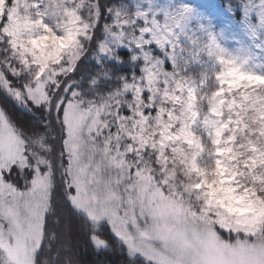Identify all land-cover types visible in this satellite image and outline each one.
Listing matches in <instances>:
<instances>
[{"label": "rangeland", "instance_id": "obj_1", "mask_svg": "<svg viewBox=\"0 0 264 264\" xmlns=\"http://www.w3.org/2000/svg\"><path fill=\"white\" fill-rule=\"evenodd\" d=\"M221 3L241 11L221 16ZM95 6L92 0H0V19L9 21L5 31L19 37L16 49L7 44L22 67L20 75H29V87L37 92L43 86L47 99L42 103L50 99L49 85L59 87L60 75L71 73L83 56L97 21ZM41 37L49 44L55 37L56 54L37 63L29 40L43 43ZM121 49L136 51L141 74L109 96L99 95L100 100L86 104L73 99L66 105L78 106L83 116L80 140L71 142V150L78 149L90 181L95 174L97 183L91 187L99 203L93 200L91 206L100 219L93 223L105 219L100 214L105 183L111 182L126 206L137 172L150 174L153 187L171 193L185 207L201 210L203 192L193 187L201 176L186 163L193 158L209 173L217 161L230 165L223 179L234 191L223 205L213 206V219L220 212L233 222L253 221L264 206L257 203L264 202V0H130L115 10L93 61L100 66L117 60ZM99 80L98 75L94 83ZM209 83L215 90L204 109L197 94ZM205 136L211 152L205 149ZM49 142L47 135L34 143L26 138V151L37 165L44 162L57 170L64 158L52 154ZM225 149L226 157L216 154ZM237 227L239 233L222 231L219 225L217 231L233 243L249 240L245 225Z\"/></svg>", "mask_w": 264, "mask_h": 264}, {"label": "snow or ice", "instance_id": "obj_2", "mask_svg": "<svg viewBox=\"0 0 264 264\" xmlns=\"http://www.w3.org/2000/svg\"><path fill=\"white\" fill-rule=\"evenodd\" d=\"M217 11L221 16H235L241 9L221 3ZM8 23L7 16L0 19V42L11 43L16 49L19 37L5 31ZM65 37L72 39L71 32L67 31ZM41 41L43 43L29 40L35 46L33 56L37 63L56 54L55 37L51 44L46 37H41ZM40 78L38 75L37 79ZM19 79L13 65L0 66V261L2 264H41V257L52 252L50 225L54 226L52 240L59 242L56 251L59 257L61 250L71 247L72 224L70 220L65 221L67 213L57 207L55 170L44 162L41 166L32 160L26 151L24 129L19 127L7 107L11 105L16 112L30 116L29 105L42 107V101L47 99L42 85L37 89L41 93L38 97L27 83L19 84ZM58 103L57 115L63 118L67 128L62 144L70 148V178L63 182L62 198L71 216L82 217L91 227L94 220L100 219L94 215L97 209L91 206L93 200L99 203V197L91 187L97 181L94 173L89 180L88 166L81 164L78 149L71 150V142L80 140L77 134L82 130L83 116L79 115L78 106L68 105L66 109L67 101ZM32 126L45 127L40 122ZM228 151L225 149L216 154L226 157ZM186 163L191 171L201 176V182L193 186L203 192L205 204L201 210L194 212L185 207L183 201L171 193L165 194L162 189L153 187L150 174L137 172L126 206L124 198L111 189V182L105 183L107 198L100 210L101 216L105 217L101 226L135 264H264V219H261L264 206L251 222H233L220 212H215L216 219H213V206L223 205L224 199L231 198L229 194L234 191L225 187L223 179V173L230 171V165L226 160L217 161V166L209 173L199 168L195 158ZM257 203L264 205L262 201ZM240 223L245 225L243 231L249 240L237 239L233 243L223 239L217 231L219 225L222 231L239 233L241 229L237 224ZM94 232L97 230L89 232L93 248L98 252L108 251L107 242L102 238L95 239ZM253 239L255 242H250Z\"/></svg>", "mask_w": 264, "mask_h": 264}, {"label": "trees", "instance_id": "obj_3", "mask_svg": "<svg viewBox=\"0 0 264 264\" xmlns=\"http://www.w3.org/2000/svg\"><path fill=\"white\" fill-rule=\"evenodd\" d=\"M92 1L96 4L94 10L97 14V21L92 37L84 42L83 56L79 59L75 69L69 74L60 75L59 87L49 85V89L47 90L50 99L49 101L43 102L42 107H32L29 105L28 111L31 113L30 116H26L22 111L16 112L11 105L7 106L9 112L13 113V118L16 123L20 128L24 129L23 135L27 139H30L34 143L44 135L50 136L49 144L53 148L52 154L59 153L64 158L62 161L63 166L60 164L59 169L55 170L57 185L56 200L58 210L62 213H67L65 215V221L70 220L72 224L71 247L69 250H61L59 257L56 256L59 242L52 240V228L54 226L50 225L49 243H51L52 252L45 253L41 257V264H135L134 261L128 260L124 249L118 242L111 238L109 231L103 228L101 226L102 224L95 225L92 223L90 227L82 217L71 216L62 198L63 182H66L69 176L67 173L68 153L66 147L62 144V141L66 139L67 128L63 123V118L57 115L60 108L58 101H67L65 104L66 108V105L73 99L83 101L86 104L95 98L100 100L99 95L107 97V95L109 96L114 91L121 89L125 82H130L134 75L138 76L141 74L139 67L141 60L135 61L133 58L136 51H128L126 49L118 50L116 52L117 60L106 62L100 66L93 61L94 55L106 38L108 28L114 21L115 10L129 4L130 0ZM9 64L13 65L18 73L22 69L21 65L12 56V51L8 44L0 43V66ZM98 75L102 77V80H99L95 84L94 80ZM28 80L29 75L23 72L20 75L18 83L28 84ZM70 88L71 91L69 90ZM214 90L215 88L210 83L201 87V90L197 94L199 107L207 108L209 98ZM49 109L52 110L49 111ZM37 122L44 124L45 127L33 128L32 125ZM203 143L205 149L211 152V140L205 136ZM43 155L46 154L43 153ZM62 228L63 225H61ZM91 229L97 230V232L93 233L95 238H102L107 242L108 251L98 252L93 248L92 243L89 241V232ZM0 264H2V261H0Z\"/></svg>", "mask_w": 264, "mask_h": 264}]
</instances>
